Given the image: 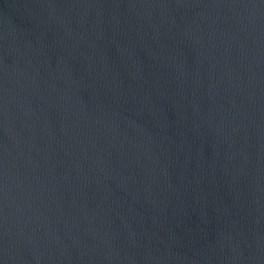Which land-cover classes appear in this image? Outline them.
Segmentation results:
<instances>
[{
    "label": "water",
    "instance_id": "95a60500",
    "mask_svg": "<svg viewBox=\"0 0 264 264\" xmlns=\"http://www.w3.org/2000/svg\"><path fill=\"white\" fill-rule=\"evenodd\" d=\"M0 264H264V0H0Z\"/></svg>",
    "mask_w": 264,
    "mask_h": 264
}]
</instances>
